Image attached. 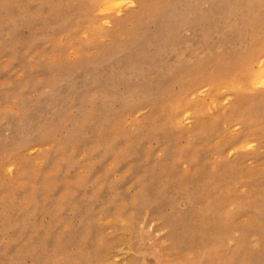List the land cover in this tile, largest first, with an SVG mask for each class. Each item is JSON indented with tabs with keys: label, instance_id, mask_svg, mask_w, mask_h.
Wrapping results in <instances>:
<instances>
[{
	"label": "rangeland",
	"instance_id": "obj_1",
	"mask_svg": "<svg viewBox=\"0 0 264 264\" xmlns=\"http://www.w3.org/2000/svg\"><path fill=\"white\" fill-rule=\"evenodd\" d=\"M0 264H264V0H0Z\"/></svg>",
	"mask_w": 264,
	"mask_h": 264
},
{
	"label": "bare ground",
	"instance_id": "obj_2",
	"mask_svg": "<svg viewBox=\"0 0 264 264\" xmlns=\"http://www.w3.org/2000/svg\"><path fill=\"white\" fill-rule=\"evenodd\" d=\"M262 77V76H261ZM123 228V227H122ZM250 231V230H249ZM204 235V234H203ZM214 235V234H213ZM174 237H175V235H174ZM214 237H215V235H214ZM181 238H183V237H181ZM213 240V239H212ZM217 243V242H216ZM245 255V254H244ZM252 258V257H251Z\"/></svg>",
	"mask_w": 264,
	"mask_h": 264
}]
</instances>
